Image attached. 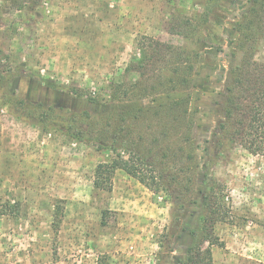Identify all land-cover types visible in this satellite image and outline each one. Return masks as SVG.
Masks as SVG:
<instances>
[{
    "label": "rangeland",
    "instance_id": "rangeland-1",
    "mask_svg": "<svg viewBox=\"0 0 264 264\" xmlns=\"http://www.w3.org/2000/svg\"><path fill=\"white\" fill-rule=\"evenodd\" d=\"M201 2L0 0V264H173L179 249L162 240L170 225L166 194L119 170L108 190L96 189V167L111 153L96 148L93 132L78 140L68 134L74 125L86 128L83 115L71 121L75 114L96 120L167 100L109 99L111 81L135 78L125 69L148 40L192 56L190 87L170 98H190L200 168L223 188L229 211L215 231L222 246L212 247L213 264H264V157L241 148L220 157L215 145L241 57L231 33L238 12L234 0ZM150 54L149 83L166 74L169 60ZM254 58L264 64V38ZM42 112L48 117L40 119Z\"/></svg>",
    "mask_w": 264,
    "mask_h": 264
},
{
    "label": "trees",
    "instance_id": "trees-1",
    "mask_svg": "<svg viewBox=\"0 0 264 264\" xmlns=\"http://www.w3.org/2000/svg\"><path fill=\"white\" fill-rule=\"evenodd\" d=\"M234 1L238 13L231 33L236 35V50L241 57L230 71L215 145L220 157L228 156L234 148L264 157V64L254 58L264 38V0ZM220 2L202 0L201 3L207 7ZM185 22L191 26V20ZM141 50L140 57L125 69L127 75L135 74V78L127 84L110 82V101L135 102L161 95L167 100H152L149 105L123 111L109 110L96 120L86 112L75 114L71 121L76 123L83 115L87 119L86 128L74 125L68 128V134L78 140L93 132L96 135L91 139L96 148L111 153L109 161L96 167V189L108 190L112 175L119 170L148 190L166 194L171 204L170 225L162 240L169 249H179L173 264H213L212 247L222 246L215 231L229 211L223 188L206 166L200 168L190 98H170V94L190 87L192 56L187 49L154 40H148ZM150 53L161 62L169 59L165 64L166 74L150 78L151 83L145 76L152 62ZM3 71L0 52V79ZM89 100L96 102L94 98ZM47 117L42 112L40 119Z\"/></svg>",
    "mask_w": 264,
    "mask_h": 264
},
{
    "label": "flooded vegetation",
    "instance_id": "flooded-vegetation-1",
    "mask_svg": "<svg viewBox=\"0 0 264 264\" xmlns=\"http://www.w3.org/2000/svg\"><path fill=\"white\" fill-rule=\"evenodd\" d=\"M34 104H33V106H36V107H39V106H43L40 102H33ZM55 107V106H54ZM45 108L46 109H49V108H51L50 106H45ZM167 264H169V263H167Z\"/></svg>",
    "mask_w": 264,
    "mask_h": 264
}]
</instances>
